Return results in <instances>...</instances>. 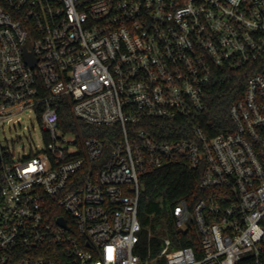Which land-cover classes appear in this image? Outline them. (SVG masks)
I'll return each mask as SVG.
<instances>
[{
	"label": "built area",
	"instance_id": "2783aa9c",
	"mask_svg": "<svg viewBox=\"0 0 264 264\" xmlns=\"http://www.w3.org/2000/svg\"><path fill=\"white\" fill-rule=\"evenodd\" d=\"M252 65L233 129L143 126L190 123L216 69ZM64 96L108 135L60 127ZM26 107L44 147L16 156L5 121ZM177 159L205 195L141 215L143 173ZM0 264H264V0H0Z\"/></svg>",
	"mask_w": 264,
	"mask_h": 264
},
{
	"label": "trees",
	"instance_id": "16d2710c",
	"mask_svg": "<svg viewBox=\"0 0 264 264\" xmlns=\"http://www.w3.org/2000/svg\"><path fill=\"white\" fill-rule=\"evenodd\" d=\"M260 69L256 65L243 66L239 69L227 67L215 70L205 92L206 109L191 118L189 122L180 120L176 123L149 122L143 124L156 136L164 133V140L186 136L185 129H189L193 123L199 124L209 136L225 133L233 129L230 116L231 106L243 99L247 80L250 75ZM59 122L65 131L81 133L84 136H106L109 128L87 126L77 119L71 110V104L66 96L60 98ZM161 137V136H160ZM201 169H191L184 160H174L160 167H148L142 175L143 188L140 196V214L147 217L149 214L156 216L168 213L170 208L187 199L193 207L196 201L205 195L200 189ZM171 231L178 233L182 239L175 247L194 246L198 244V234L195 228L184 232L172 227Z\"/></svg>",
	"mask_w": 264,
	"mask_h": 264
},
{
	"label": "rangeland",
	"instance_id": "374dc122",
	"mask_svg": "<svg viewBox=\"0 0 264 264\" xmlns=\"http://www.w3.org/2000/svg\"><path fill=\"white\" fill-rule=\"evenodd\" d=\"M35 110L33 107L14 109L16 112L12 119L5 121L4 143L16 156H24L44 147V133Z\"/></svg>",
	"mask_w": 264,
	"mask_h": 264
},
{
	"label": "water",
	"instance_id": "95a60500",
	"mask_svg": "<svg viewBox=\"0 0 264 264\" xmlns=\"http://www.w3.org/2000/svg\"><path fill=\"white\" fill-rule=\"evenodd\" d=\"M26 58H27V61L30 63V64H34V57L32 56L31 53L29 52H26ZM58 223L63 225V226H66V220L64 219V217H60L58 219Z\"/></svg>",
	"mask_w": 264,
	"mask_h": 264
}]
</instances>
